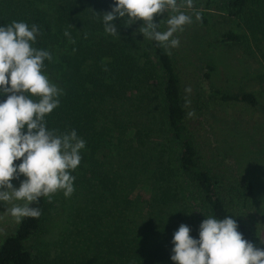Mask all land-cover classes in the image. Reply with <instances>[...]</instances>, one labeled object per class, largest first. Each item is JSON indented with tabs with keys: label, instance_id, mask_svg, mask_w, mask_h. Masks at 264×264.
<instances>
[{
	"label": "rangeland",
	"instance_id": "obj_1",
	"mask_svg": "<svg viewBox=\"0 0 264 264\" xmlns=\"http://www.w3.org/2000/svg\"><path fill=\"white\" fill-rule=\"evenodd\" d=\"M49 2L39 7L46 11L52 31L63 29L74 40L84 38L80 29L87 30V25L75 28L76 16L65 21L61 15L63 1ZM181 10L192 16L193 23L174 34L180 44L170 51L181 71L182 96L185 102L190 101L188 106L196 108L200 89L209 87L230 92L249 90L264 103V57L240 20L224 10L221 0H194L191 9L185 6ZM197 12L201 20H196ZM169 14L170 10L164 15L161 31L167 29ZM228 30L239 34L240 39L225 40L222 34ZM57 47V58L69 75V39ZM206 62L214 67L208 78L203 75ZM186 88L191 89L190 93ZM110 107L97 112L96 128L104 132L103 140L95 149L85 145L80 165L71 171L75 176L73 194L65 197L59 191L51 202L47 199L40 228L25 245L32 255L52 264H175L171 260L174 232L186 224L190 235L199 239V226L207 216L201 203L188 196L186 206L191 211L183 208L180 212V204L162 210L149 206L155 193V167L160 166L159 161L173 160L176 144L169 140L165 124L150 116L144 119V125L136 124L147 133L153 127L150 138L140 144L132 138L131 130L123 132L130 119L137 122L139 117L117 106ZM258 108L211 100L205 111H197L188 121L203 164L227 170L229 175L232 171L242 178L252 177L255 182L254 193L245 204V218L253 221L249 227L255 238L264 235V113ZM24 179L21 174L11 183L18 188ZM23 203L0 202V243L20 221L8 210Z\"/></svg>",
	"mask_w": 264,
	"mask_h": 264
},
{
	"label": "trees",
	"instance_id": "obj_2",
	"mask_svg": "<svg viewBox=\"0 0 264 264\" xmlns=\"http://www.w3.org/2000/svg\"><path fill=\"white\" fill-rule=\"evenodd\" d=\"M62 1L61 7L64 10L61 15L65 21L76 16L78 21L75 28L87 25V30L80 29L84 38L75 40V43L70 42L72 50L67 63L72 70L69 75L63 72L62 62L57 58V46L61 48L69 38L64 35L63 29L52 31L46 11L39 7L40 4L51 1L0 0V27H5L12 21H23L30 26L38 25L40 31L33 46L49 51L53 57L51 61H44V73L63 90V94L59 96V107L45 117L47 128L56 129L60 133L75 129L77 135L86 141V145L95 149L99 140H103L104 133L101 128H96L99 109L110 105V108L117 106V109L135 113L139 121L130 119L123 132L131 130L132 138L140 144L150 138L153 127L150 126L147 133L146 130L142 132V128L136 124L144 125V119L148 120L149 116L151 119L158 117L166 126L169 140L176 144L177 153L173 151V160L168 158V163L159 161L160 166L155 167V193L148 202L149 206L162 210L180 204V212H184L183 208L191 211L186 206L188 196V199L193 198L201 203L206 216L217 219L227 216L234 218L243 238L252 242L255 247L264 249V244H261L264 243V235L255 238L249 227V223L253 221L245 218V204L253 195L256 185L252 177L242 178L232 171L229 175L227 170L203 164L188 123L189 111L202 113L211 100L235 106L259 107L263 113L264 103L249 90L230 92L209 87L200 89L197 107H189L182 96L181 71L173 60L172 53L168 54L164 47L139 32L143 21L138 20L126 26L127 17L118 18L114 23L119 34L112 36L104 30L102 15L111 11L115 0ZM221 1L224 10L240 20L264 57V0ZM95 12L100 13L99 17ZM163 18L164 16H155V22L160 24L159 31ZM222 37L225 40L240 39V35L231 30L224 32ZM213 69V65L206 62L203 75L208 78ZM6 99L7 94L0 95V102ZM107 129L108 126H105V131ZM21 162L22 158L14 161V164ZM171 162L173 166L169 165ZM235 163L238 164L237 161ZM232 177L233 180H230ZM46 201L47 198L41 197L30 206L43 212ZM41 219L42 215L39 218L25 217L19 221L16 230L0 243V264H52L42 256L32 255L25 245L29 236L39 230Z\"/></svg>",
	"mask_w": 264,
	"mask_h": 264
},
{
	"label": "clouds",
	"instance_id": "obj_3",
	"mask_svg": "<svg viewBox=\"0 0 264 264\" xmlns=\"http://www.w3.org/2000/svg\"><path fill=\"white\" fill-rule=\"evenodd\" d=\"M193 2L115 0L111 11L102 15L104 30L117 36L115 20L127 17L126 26L141 20L139 32L171 54L170 50L180 44L174 34L193 23L192 16L181 9L185 6L191 9ZM169 10L167 29L159 31L155 16H164ZM95 13L99 17L100 13ZM195 16L196 20L202 19L198 12ZM39 31L38 25L30 26L23 21L0 27V95L7 94V99L0 102V202H25L8 210L18 221L42 215L41 209L30 206L41 197L51 202L59 191L65 197L73 194L75 176L71 171L80 165V153L86 145L75 129L60 133L47 128L45 117L59 107L63 90L44 73V61L53 59L51 53L33 46ZM64 35L75 43L70 32L65 31ZM185 91L190 93L191 89ZM186 104L190 101L186 100ZM188 115L194 116V110ZM21 158V163L14 164ZM21 174L26 179L16 188L11 181L19 180ZM238 227L231 216L223 219L207 216L196 239L190 235V227L181 224L173 234L171 260L175 264H264V249L244 239Z\"/></svg>",
	"mask_w": 264,
	"mask_h": 264
}]
</instances>
